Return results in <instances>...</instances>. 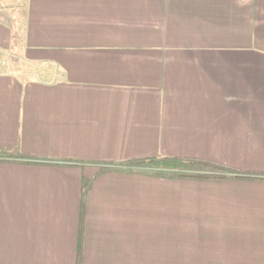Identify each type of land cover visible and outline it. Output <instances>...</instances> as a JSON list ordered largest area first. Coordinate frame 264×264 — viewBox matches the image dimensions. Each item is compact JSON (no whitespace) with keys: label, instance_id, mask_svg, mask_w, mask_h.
<instances>
[{"label":"crops","instance_id":"0c3cea01","mask_svg":"<svg viewBox=\"0 0 264 264\" xmlns=\"http://www.w3.org/2000/svg\"><path fill=\"white\" fill-rule=\"evenodd\" d=\"M0 264H264V0H0Z\"/></svg>","mask_w":264,"mask_h":264},{"label":"trees","instance_id":"16d2710c","mask_svg":"<svg viewBox=\"0 0 264 264\" xmlns=\"http://www.w3.org/2000/svg\"><path fill=\"white\" fill-rule=\"evenodd\" d=\"M135 166H145V167H156L159 169L164 170H173V171H182V172H188V174L194 177H206V178H219L218 175L214 176H207V175H201L194 173L195 171H201L202 169L207 168V165L200 164L193 161H184L179 159H159V158H152L142 161H136L132 163ZM210 167V166H209ZM211 171H213L215 174H218V172H221V169L219 167H210Z\"/></svg>","mask_w":264,"mask_h":264},{"label":"rangeland","instance_id":"374dc122","mask_svg":"<svg viewBox=\"0 0 264 264\" xmlns=\"http://www.w3.org/2000/svg\"><path fill=\"white\" fill-rule=\"evenodd\" d=\"M2 56V55H1ZM153 168H156V167H153Z\"/></svg>","mask_w":264,"mask_h":264}]
</instances>
